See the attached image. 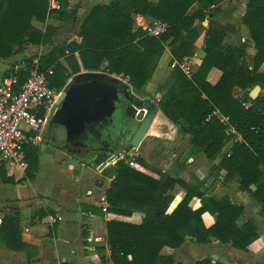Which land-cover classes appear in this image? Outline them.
I'll return each mask as SVG.
<instances>
[{
    "label": "trees",
    "instance_id": "obj_1",
    "mask_svg": "<svg viewBox=\"0 0 264 264\" xmlns=\"http://www.w3.org/2000/svg\"><path fill=\"white\" fill-rule=\"evenodd\" d=\"M220 1L111 0L107 5H94L83 18L78 29L79 43L54 45L56 29L46 26L41 30L34 23L44 24L52 15L64 18V0H60V10L50 9L49 0H0V60L23 54L29 46L48 45L51 49L46 54L23 55V67L17 72L21 83L36 63L40 72L53 71L47 82L60 92L70 75L78 73L82 66L89 72L102 71L125 79L141 92L164 50H169L170 63L183 61L193 54L194 43L203 30L201 65L189 78L178 68L171 69L165 84L158 88V107L181 134L189 135L187 154L204 155L210 162L218 160L210 171L214 181L235 183L256 203L258 214L264 218V95L249 98L255 86L264 90V73L259 72L264 64V0H248L242 17L256 50L252 57L246 55L244 44L232 47L223 43L227 27L213 19ZM133 14L164 22L168 29L159 37L148 36L141 29H133ZM207 16L210 19L203 28L201 23ZM212 70L221 73L213 85L207 81ZM235 89L241 90L243 101L250 102L249 108L234 98ZM214 110L227 116L241 137L225 152L222 149L228 137L224 127L214 117L207 119ZM25 153L26 174L32 178L37 169V149L28 146ZM134 163L130 167L120 160L101 171L102 180L97 185H102L105 178L111 179L105 190L110 206L107 213L90 205L81 206L84 214L106 216L108 255L104 248L97 249L104 264H174L172 256L162 254L164 247L179 249L187 240H194L198 244L217 241L245 250L257 239L258 226L252 219L238 223L243 207L226 196L212 197L205 179L186 183L177 176L149 169L138 156ZM0 181L14 185L22 180L16 182L12 170L7 172L1 163ZM177 186L185 194L168 213ZM194 197L200 199L198 209L189 206ZM205 212L214 219L209 228L201 219ZM46 215L43 210L37 213L39 219ZM19 221L14 210L0 223L1 239L12 250L24 248ZM194 264L212 263L203 259Z\"/></svg>",
    "mask_w": 264,
    "mask_h": 264
},
{
    "label": "crops",
    "instance_id": "obj_2",
    "mask_svg": "<svg viewBox=\"0 0 264 264\" xmlns=\"http://www.w3.org/2000/svg\"><path fill=\"white\" fill-rule=\"evenodd\" d=\"M110 1L64 0L66 3L64 11L67 12L64 18H56L55 15H52L46 19L44 24L34 23V26L41 30H44L46 26L55 28L54 45H63L70 42L79 43L78 29L83 18L94 5H107ZM147 1L156 3L158 0ZM247 2L248 0H222L215 7L216 12L213 19L227 27L223 40L224 44L232 47H239L244 44L246 55L252 57L255 55L256 50L248 28L242 23ZM49 6L52 10H60V0H49ZM72 12L73 15L69 16V13ZM131 17L134 20V30L141 29L143 23L152 20L135 14ZM209 19L210 17L207 16L205 21L201 23L203 28L207 27ZM203 39L204 31L202 30L194 43L193 54L184 59L191 66L193 73L197 71L204 57ZM50 49L48 45L29 46L23 54L0 60V77L7 76L5 74L13 72L12 70L16 69L18 71L22 68L20 62L23 60V55L36 54L40 56L48 53ZM31 50L34 51L33 54ZM75 57L78 59L77 53H75ZM36 61L37 59L34 60V62ZM170 62L171 55L166 48L150 80L142 89L143 97L137 96L139 100L143 98H149L153 101L160 99L161 94L158 92V88L167 81L170 74ZM61 63L67 68L63 60H61ZM78 63L80 64L79 59ZM105 65L106 62L102 64L103 67ZM162 66L169 68L168 73L161 74L160 72L156 78L157 80L153 81L154 75ZM86 72L89 71L84 70L81 66L78 73L70 75L66 85L60 92L66 86L68 88L72 87V89L77 88L79 84L72 81L73 78ZM259 72L264 73V64L260 67ZM220 75V71L212 70L207 81L213 85ZM115 78L129 84L125 79ZM133 121L130 109L125 104L119 112H113L111 115H98L95 122H86L82 131L85 129L92 131V133L88 132L89 134H87L92 141L86 139L83 141L91 144L90 147H87L90 150L99 149L101 144H110L119 154L136 153L149 169L155 168L161 173L173 177L177 176L186 183H195V179H205V187L211 186L210 194L212 197L221 198L226 196L233 204L243 207L244 213L238 221L239 224L252 219L258 226L257 239L245 250L236 249L230 244H222L217 241L198 244L194 240H187L179 249L164 247L162 254L172 256L174 264H194L203 259H209L212 264H264V218L258 214L259 208L256 203L248 194L240 191L235 183L230 182L223 185L221 181H214L210 171L218 160L210 162L204 155L187 154L189 135L181 134L178 131V126L168 120L159 107L147 135L141 140L137 148L130 149L129 141L135 130ZM95 124L98 127H94ZM59 131L60 133L55 142L51 143L46 139L45 142L42 141L39 145L32 146L37 149V169L33 172L32 178L27 176L26 170H12L15 181L22 180L20 183L14 184V186H19V188H16L18 189L17 193L15 192L16 189L12 194L3 193L1 191L3 185L11 184H3L0 181V223L1 219L8 217L12 211L18 212L20 220L19 236L24 245L23 249L12 250L6 246L5 240L2 241L0 235V264H104L97 249L104 248L106 255H108L105 228L106 216L104 214L87 215L81 211L82 205L99 208L96 202L103 189L97 183L92 187L90 179L96 173L101 175V171H98L97 167L91 163L93 157L88 153H84L86 152L85 147L75 142L73 134L66 137L64 146L60 145L64 137V131ZM71 141L74 143H70ZM233 144L234 142L228 138L222 151H228ZM44 167H46L45 173H49V179H44L40 186L37 185V182L41 179V170ZM5 169L7 172L9 171L6 166ZM107 180L111 181V179ZM28 187H30V190ZM88 192L91 194L89 195ZM96 193L99 194L98 197H96ZM184 194L182 188L178 186L175 188L168 213L174 209ZM189 206L192 209H198L200 199L194 197ZM40 210L45 211L47 214L43 219H39L37 216ZM50 218H56L57 224L52 223ZM201 219L206 228L214 224V219L208 212L203 213ZM14 246L19 247V244L14 243Z\"/></svg>",
    "mask_w": 264,
    "mask_h": 264
},
{
    "label": "built area",
    "instance_id": "obj_3",
    "mask_svg": "<svg viewBox=\"0 0 264 264\" xmlns=\"http://www.w3.org/2000/svg\"><path fill=\"white\" fill-rule=\"evenodd\" d=\"M141 29L148 36L159 37L166 33L168 26L164 22L152 19L143 23ZM174 68L181 70L188 78L193 74L186 60L171 63L170 70ZM17 72L15 69L7 76L0 77V162L9 170L24 171L26 169L25 149L29 145L37 146L42 142L46 118L59 92L50 87L47 82V76L53 73L51 69L40 72L35 63L29 76L22 83ZM233 96L244 108L250 107V102L243 101L240 90L236 89ZM155 103H159V98L155 100ZM211 117L218 119L231 141L234 143L241 141V137L227 116L214 110L207 119ZM135 157H137L135 153H121L116 160L117 162L123 160L133 167ZM105 190L101 191L96 202L102 213H107L110 208L105 198ZM88 194L91 193L88 192ZM50 221L53 223L55 219L50 218Z\"/></svg>",
    "mask_w": 264,
    "mask_h": 264
},
{
    "label": "water",
    "instance_id": "obj_4",
    "mask_svg": "<svg viewBox=\"0 0 264 264\" xmlns=\"http://www.w3.org/2000/svg\"><path fill=\"white\" fill-rule=\"evenodd\" d=\"M72 81L79 86L74 90L66 86L58 95L46 118L42 133L43 142L50 134L54 139L56 135H59V130L64 131V137L71 134L78 136L77 132H82L86 122H95L98 115L119 112L121 107L127 104L132 114L136 110H141L138 121L135 120V115L132 117L136 121V127L129 141L130 149L137 148L147 135L158 112L155 101L149 98L139 100L132 94L129 84L102 72L79 74ZM70 91L73 92L70 94ZM260 91V86H255L250 91L249 98L255 100ZM56 113L60 115V120L56 126H53L52 120ZM118 154L112 145L101 144L99 149L90 150V155L93 157L91 163L102 171L104 167L116 164Z\"/></svg>",
    "mask_w": 264,
    "mask_h": 264
},
{
    "label": "rangeland",
    "instance_id": "obj_5",
    "mask_svg": "<svg viewBox=\"0 0 264 264\" xmlns=\"http://www.w3.org/2000/svg\"><path fill=\"white\" fill-rule=\"evenodd\" d=\"M133 26H135V25H133ZM31 53L33 54L34 53V51L33 50H31ZM31 55V54H30ZM14 57V56H13ZM168 67L167 66H162L161 67V69L160 70H158L157 71V73L154 75V77H153V81H155V80H157L156 78H157V76L159 75V73L161 72V74L163 73V74H166V73H168ZM130 85V84H129ZM131 87V86H130ZM131 90H132V94H134L135 95V97L137 98V96H139V97H143V94H142V91L141 92H137V91H135L132 87H131ZM241 91V90H240ZM250 93V92H249ZM261 95H264V90H261L260 91V93H259V96H261ZM144 99V98H143ZM140 113H141V110H136L135 111V113L134 114H132V112L130 111V115H131V117H134V115H135V120L136 121H138L139 120V118L138 117H140L139 115H140ZM60 115L58 114V113H56L55 115H54V117H53V122H52V125L53 126H56V124H58L57 122L60 120ZM133 121L134 123H135V127H136V121ZM82 154V153H81ZM136 154V153H135ZM134 165H135V163H134ZM32 168V167H31ZM104 168H107V167H104ZM96 169H98V168H96ZM150 169H152V170H154L155 168H150ZM31 170V169H30ZM45 170H46V167H44V168H42V170H41V175H40V177H41V179L37 182V185H40L41 186V182H44V179H49V173H45ZM98 171H100L99 169H98ZM155 171H157L156 169H155ZM157 172H159V171H157ZM17 176L19 175V174H16ZM99 180H102L101 179V175H99L98 173H96V175H92V178L90 179V182H91V186L93 187ZM109 182L110 181H108L107 179H105V180H103L102 181V185H101V188L104 190V189H106L107 187H108V185H109ZM40 183V184H39ZM16 188H19V186H14V185H3V188L1 189V191L3 192V193H6V194H12V193H14V190L16 189ZM29 188V190H30V187H28ZM23 191V190H22ZM15 192L17 193L18 192V189H16L15 190ZM24 192V191H23ZM99 196V194H97L96 193V197H98ZM99 198V197H98ZM103 219H104V217H103ZM49 220V219H48ZM49 222V221H48ZM47 224H49V223H47Z\"/></svg>",
    "mask_w": 264,
    "mask_h": 264
},
{
    "label": "flooded vegetation",
    "instance_id": "obj_6",
    "mask_svg": "<svg viewBox=\"0 0 264 264\" xmlns=\"http://www.w3.org/2000/svg\"><path fill=\"white\" fill-rule=\"evenodd\" d=\"M74 90V89H73ZM73 91H70V94L72 93ZM94 127H98L96 124L94 125ZM88 132H91L92 133V131H87V129H85L84 131H82V132H77L78 133V136H75V137H73V139H75V142L77 143V144H79V145H81V146H84L85 147V151L86 152H84L85 154L86 153H88V154H90V148H87V147H90L91 146V144L90 143H86V142H84L83 140H87V141H92V140H90L89 139V137H88V135L87 134H89ZM71 134V133H70ZM72 135V134H71ZM70 135V136H71ZM56 137H58V135H56L55 136V138L53 139L52 138V135L50 134V135H47L46 136V139H49L48 141L49 142H51V143H53V142H55V140H56ZM65 139H67L66 137H63V139H62V141H61V144L60 145H62V146H64L65 145ZM89 139V140H88ZM43 141V140H42ZM70 143H74V142H70ZM89 150V151H88Z\"/></svg>",
    "mask_w": 264,
    "mask_h": 264
}]
</instances>
